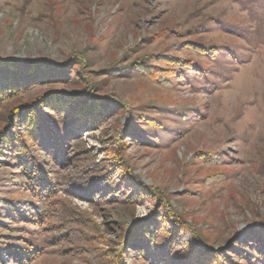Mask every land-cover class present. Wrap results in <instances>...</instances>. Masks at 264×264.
Wrapping results in <instances>:
<instances>
[{"label":"rangeland","instance_id":"374dc122","mask_svg":"<svg viewBox=\"0 0 264 264\" xmlns=\"http://www.w3.org/2000/svg\"><path fill=\"white\" fill-rule=\"evenodd\" d=\"M253 1L0 0L1 57L62 64L76 54L89 67L86 79L73 75L70 86L36 87L1 110L49 88L83 91L88 80L97 83L100 95L128 108L109 104L115 113L100 129L82 131L59 166L38 152L49 176L81 189L110 170L105 190L125 173L136 176L192 226L195 234L181 235L183 243H195L198 235L211 248L227 250L264 225V0ZM163 56L180 67L158 64L170 76L162 84L111 72L129 59ZM116 156L124 160L120 170L114 169ZM23 182L0 156V240L14 234L34 242L42 253L32 264H119L134 223L160 210L152 199L133 204L123 194L96 191L100 199L92 203L79 191L61 190L60 205L34 231L2 208L4 200L17 207L32 201ZM121 256L123 264H144L131 260L129 246Z\"/></svg>","mask_w":264,"mask_h":264},{"label":"trees","instance_id":"16d2710c","mask_svg":"<svg viewBox=\"0 0 264 264\" xmlns=\"http://www.w3.org/2000/svg\"><path fill=\"white\" fill-rule=\"evenodd\" d=\"M194 48L202 54L208 53L206 47ZM170 61L167 56L154 62L149 59H129L127 65H117L111 72H117L121 76L142 75L154 83L162 84L165 77L170 76L158 64H171L175 67V63ZM86 64L84 58L76 54L69 56L62 64L51 60L23 63L0 56V156L9 159L17 168L24 179L22 188L32 197V201L23 207L4 200L2 208L16 213L17 220L36 227L34 231H37L38 227L44 226L51 218L54 206L60 205L57 195L61 190L67 193L79 191L82 198L85 197L92 203L100 199V196L94 194L96 191H100L98 195L103 191L104 197L110 193L123 194L133 204L152 199L159 201V212L152 218L139 219L134 223L128 232L126 245L119 251L121 255H124L129 246L131 260H141L144 264H264V225L257 228L254 238L236 240L230 243L227 250L211 248L198 235L195 243H183L181 235L194 233L192 226L169 202L166 204L165 198L160 196L157 189L146 186L138 177L123 174L120 183L111 187L113 192L103 188L104 184L111 181L113 173H109L110 170L104 180H99L93 187L84 184L81 189L60 186L49 176L38 152H45L53 165L59 166L69 157L71 144L80 139L82 131L100 129L110 115L115 113L109 104L128 108V103L112 95H100L98 84L88 80L83 91L49 88L34 100L16 106L7 113H3L1 109L8 101L25 95L36 87L54 84L70 86L74 76L86 79L85 70L87 73L89 69ZM79 65L83 71H71L72 67ZM179 67L177 65L175 68ZM186 67L190 65L184 64V68ZM127 113L131 125L133 118L130 109ZM147 122L145 125L150 126ZM141 138L137 137L138 140ZM114 161V169L120 170L125 166L121 156L114 157ZM39 252L37 245L25 237L17 238L12 234L0 240V264H32L42 253ZM121 255L119 264H123Z\"/></svg>","mask_w":264,"mask_h":264}]
</instances>
